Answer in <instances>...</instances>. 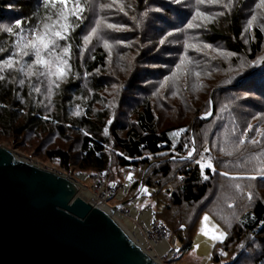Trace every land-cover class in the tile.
Instances as JSON below:
<instances>
[{
  "label": "rangeland",
  "instance_id": "rangeland-1",
  "mask_svg": "<svg viewBox=\"0 0 264 264\" xmlns=\"http://www.w3.org/2000/svg\"><path fill=\"white\" fill-rule=\"evenodd\" d=\"M85 1L87 2L88 0H78L80 7L76 9L77 0H67V3H61L60 0H56L54 6L50 4L48 13L44 14L34 24H26L27 26H20L16 30L13 27L14 24L12 25L16 40L12 47L11 57L6 59L12 61V67H5L4 62L1 63L0 75H9L8 77L18 80V85L21 87L20 93H22L23 89L27 90L34 104L43 111L46 120L51 117L54 118L55 114L58 113L59 104L63 103L65 106L63 113L66 117L72 120L81 119L86 113L90 98L94 96L91 87L93 77L106 75L82 73L77 70V64H82L94 52L98 43H104L105 49L109 53V58H114V54L111 52L115 50L114 43L110 41V37L99 31L101 28L98 29L97 26H93L96 21L95 18L91 19L90 17L88 19L89 25L86 26L85 33L81 36L82 45L75 50L71 45L69 35L72 29L76 27L80 19H84L87 13V10L85 12L83 10ZM259 2L260 0H252L250 3V7L253 8L252 12L249 9V14L246 16L244 24L243 41L245 44L252 38L255 26H259L264 32V9L257 7ZM89 3L93 7L91 0H89ZM196 4L197 7L194 5L189 13L190 16L192 14V18L188 17L186 20L188 24L185 26V31L187 29L189 31H197L199 29L198 21L206 17L204 16L205 13L212 12V15H216L212 9L215 7V3H209L208 0H205L204 3L198 2ZM216 7L219 9V2L216 3ZM74 10L76 14H73ZM61 11L67 17L66 21L58 16ZM215 12L223 14V12ZM47 17L52 19L47 20ZM253 17H255V20H253ZM53 22H56L55 28H59L64 23L70 25L66 32V39L57 40V46L52 49L51 56L44 53L46 59L55 61L53 70L57 64L64 69V75L60 79L51 74H40L47 73V70L43 66L32 63L35 60L32 51L25 49V51L29 52V55L24 56L21 49L17 46V42L22 44L32 38L33 29L38 27L42 29L43 23L53 24ZM107 25L106 23L105 27ZM119 30L126 31L127 28L121 27ZM93 31H95V35L92 34ZM194 33H191L190 37H194ZM86 36L90 37L88 42H85L84 38ZM119 45L122 49L127 47L133 53H139L137 51L139 45L136 41L119 43ZM65 48L67 52H64ZM217 48L212 47L202 50L198 46H193L191 49L193 50L191 57L201 58L202 62L204 60L205 63H208V66L213 67V72L197 74L198 77L196 79H191L189 77L191 70L185 69V75H182V77L175 75L176 71H174L173 75H170V71L167 75H159V78L157 75L155 80L153 78V81L149 80L146 89L150 93L156 92L153 99L156 98L157 100L160 114L165 113L162 106L168 107L167 101H171L173 105H178L177 95H184L186 89L188 93L190 92V95L187 94L189 99H192V101L196 99L198 102L201 101L200 104H202L208 94L210 95L213 86L220 84L224 77L227 78L235 74V79L246 72L255 70L260 66L264 58V47L261 54L254 61L248 60L244 55H233L220 50V47ZM129 57H131L129 53H125L123 56L117 55L115 65L112 66L113 69L118 70L120 68L121 71H128V73L126 75H107L113 76L115 81L100 93V100L92 104L94 113L106 111L109 114V120L104 130L105 136L108 138L105 151L109 157V164L106 170L95 172L92 170H81L78 167L80 163V145L78 141L79 134H81L80 130L66 126H61L62 128L58 129L59 121L55 118L52 120L50 129H29L20 136H6L0 131V146L9 149L19 159L28 161L43 169L63 173L77 179L81 185L79 195L86 202L97 207H101L103 204L111 208L122 205L120 212L126 211V216H128L126 207L137 199L136 196L139 194L141 185V190L145 188V194L141 197L142 201L136 204L138 215L133 222L141 229L140 231L143 234L145 228L142 227L140 216L148 207L153 210L154 219L160 222V227L150 234V238H159L156 241L157 244L165 239L170 245L169 252L175 251L171 257H169V252H167L162 258V264H264V228L257 233H247L245 231L237 233V230L235 234L233 233L235 227H240L241 217L252 209L256 201L264 203V135H261V133H264V121L259 126H255V122L262 114L249 109L255 119L249 126L251 131H248V135H250L246 144L238 149L236 143L230 137L232 136L231 131L220 133V137L212 141L210 140L212 126H206L200 130L199 137H201L203 146L201 148L210 145V153H207L208 150H206V154L199 155L197 150L193 149V146L189 148L188 156L186 157L197 159L196 161L200 163L202 170L208 167L212 172L214 171L210 189L207 196L198 204L174 206L170 200L169 193L180 185V179L176 175L163 180H155L152 170L148 168H123L119 164L118 157L121 154L115 147V142L110 133V125L116 122L118 127L120 126L119 136L121 138L124 137L126 130L134 119L131 113V104H134L133 99L141 97L138 93L139 89L135 90L134 85L136 84L134 80L144 76L137 74L135 70L136 66H141V63L144 62L137 63L134 61L130 64L129 61H132V59ZM158 57L163 58V56ZM168 57L170 56H164V58ZM122 60L126 62L121 63ZM193 62L199 64L195 61ZM29 64L32 65L31 71H29ZM235 64L236 66H233ZM141 67L147 66L142 65ZM125 68H128V70ZM148 68L157 69L160 67L149 65ZM129 73H132V75H128ZM182 79H186L184 89L180 85L179 88L176 84L178 81L180 84ZM224 83L227 84L228 82L224 81ZM67 85H71V90L73 89L72 87L78 85L79 88L88 92L89 98L83 96L81 92L76 93L75 90L71 91L72 94L71 92L68 93L69 98H63L62 95ZM239 97L245 96L240 95ZM231 98L233 97H223V101L227 102L226 105H233V103H230L233 102ZM187 107V103H183L180 107V110L185 112V123H195V119L192 120L193 111L192 109H187ZM210 115L209 111H205L202 117L208 118ZM252 140L258 142L252 143ZM54 149H63L70 155L71 161L68 170H65L58 160H50L46 157V151ZM162 160H164V157ZM129 174L133 175V183L127 193L123 197H119V191L123 184L129 180ZM76 175H82L83 178L78 179ZM147 179L151 181L153 188H147L144 185ZM82 188L97 194V199L85 197L81 194ZM104 194L106 198L101 199V195ZM204 217H208L207 221L204 220ZM161 223H163L164 228ZM173 240L175 246L172 244ZM177 240H180V243ZM146 251L148 253L154 251L155 256L159 258L152 245H149Z\"/></svg>",
  "mask_w": 264,
  "mask_h": 264
},
{
  "label": "trees",
  "instance_id": "trees-1",
  "mask_svg": "<svg viewBox=\"0 0 264 264\" xmlns=\"http://www.w3.org/2000/svg\"><path fill=\"white\" fill-rule=\"evenodd\" d=\"M251 1L219 0V9L216 3L212 8L216 15H212V12L205 13L206 17L198 21L197 31L188 29L185 31V26L188 24V21L186 23L188 17L192 18V14L191 16L189 14L192 7L194 5L197 7L196 3L199 0H91L93 7L89 0L85 1L83 10L84 12L87 10L86 16L77 22L69 35L74 50L82 45L81 36L89 25L90 17L96 20L93 26L101 28L99 31L111 38L110 41L114 43L115 50L111 51L114 58L110 59L104 43H98L94 52L82 64H77V70L82 73L106 75L93 77L91 87L94 96L90 98L83 117L77 120L66 117L63 113L64 103L59 104L58 113L54 117L59 121L58 129L66 126L80 130L78 167L81 170L95 172H102L108 167L109 157L105 151L108 138L104 130L109 114L106 111L94 113L92 104L99 101L100 93L115 81L113 76L107 75L128 73V71H121L120 68L114 70L112 66L115 65L117 55L123 56L129 53L131 56L129 58L132 59L129 61L130 64L134 61L137 63L143 61L144 63L141 64L147 67H141V65L135 68L137 74L144 75L134 80L135 90L139 89L138 93L141 97L133 99L131 113L134 119L124 137L119 136L120 126L118 127L116 122L110 125L115 147L121 154L118 157L119 164L123 168H148L152 170L155 180L176 175L180 179V185L173 191L168 189L172 204L182 206L200 203L208 194L214 171L212 172L208 167L202 170L197 159L186 157L188 150L194 146L199 155L206 154V150L210 153V145L201 148L203 146L199 137L200 130L206 126H212L210 132L212 141L220 137V133L229 130L237 149L246 144L250 135H248L249 126L255 119L251 111L262 114L255 122V126H259L264 121V58L255 70L246 72L235 79V74L224 77L220 84L213 86L210 95L208 94L202 104L196 99L193 101L189 99L187 94L190 95V92L188 93L186 89L185 96L177 95L178 105L167 101L168 107L162 106L165 110L162 114L157 107L156 98L153 99L156 92L150 93L146 87L149 80L153 81L157 75L159 78V75H167L170 71V75L176 71L175 75L182 77L185 75V69L191 70L189 75L191 79H196L197 74L213 72V67L208 66L204 60L202 62L201 58L191 57L193 46H198L202 50L220 47L219 49L224 52L237 56L244 55L250 61L256 60L264 47V32L259 26H255L252 38L247 44L243 41L246 16L249 14V9L252 12L253 8L250 7ZM181 6L185 8L182 9ZM49 7L50 4L45 6V0H0V64L11 57L16 40L14 31L9 32L7 29H12L13 24L15 30L26 24H34L48 13ZM215 11L223 12V14ZM106 23L108 25L105 27ZM121 27L127 30H119ZM193 32L196 37H190ZM135 41L139 45L138 54L127 47L122 49L119 45V43ZM164 56L170 57L164 58ZM124 61L122 60L121 63ZM149 65H157L160 68L150 69ZM128 68L125 69L128 70ZM8 76L0 75L2 77L0 78V131L6 136H20L29 129H50L54 118L51 117L47 121L43 111L34 104L27 90L23 89L20 93L21 87L18 85V80ZM224 81L228 83L225 84ZM185 83L186 79H182L180 84L179 81L176 84L184 89ZM72 88L76 93L81 92L83 96L89 98L88 92L79 88L78 85ZM72 90L71 85H67L62 97L69 98L68 93ZM240 95L245 97H239ZM224 96H232L233 102L230 103L233 105H226L227 102L223 101ZM183 103H187V109H192V120L195 119V123H185V112L180 110ZM205 111L210 112L209 118L202 117ZM242 139L244 143H240ZM46 157L50 160H58L65 170L69 169L71 158L65 150L46 151ZM163 157L164 160H162ZM144 185L147 188L154 187L149 179ZM239 223L240 227L233 229L234 234L236 230L237 233L261 232L264 228V203L256 201L252 209L241 217ZM177 242L180 243V240Z\"/></svg>",
  "mask_w": 264,
  "mask_h": 264
},
{
  "label": "water",
  "instance_id": "water-1",
  "mask_svg": "<svg viewBox=\"0 0 264 264\" xmlns=\"http://www.w3.org/2000/svg\"><path fill=\"white\" fill-rule=\"evenodd\" d=\"M80 186L0 146V264H160L113 218L122 205L93 206Z\"/></svg>",
  "mask_w": 264,
  "mask_h": 264
},
{
  "label": "snow or ice",
  "instance_id": "snow-or-ice-1",
  "mask_svg": "<svg viewBox=\"0 0 264 264\" xmlns=\"http://www.w3.org/2000/svg\"><path fill=\"white\" fill-rule=\"evenodd\" d=\"M61 3H67V0H60ZM200 3H204L205 0H199ZM209 3H218L219 0H208ZM56 0H45V6L47 7L49 4L55 5ZM76 9L80 7L79 2L77 0ZM258 8L264 9V0H260L259 4L257 5ZM73 14H76L75 10L73 11ZM58 16L63 18L65 21L67 20V17L63 15V12H59ZM79 18V17H78ZM47 20H51V17H47ZM253 20H255V17H253ZM56 22H53V24H47L43 23V27L41 28H35L32 30V38L30 40L24 41L22 44L20 42H17V46L21 49V52L24 56L29 55L28 51H25V49H30L32 53L35 56V60L32 62L38 66H43L47 73H40V74H51L56 76L57 79H60L64 75V69L57 64L55 69L53 70V64L55 63L54 60H48L45 58L44 53H47L49 56L52 54V49H54L57 46V40H64L66 39V32L70 28V25L67 23L61 24L59 28H55ZM109 27H112L109 25ZM7 31L11 32L12 29L9 28ZM95 35V31L92 33ZM85 42H88L90 37L86 36ZM64 52H67V49H64ZM66 63V62H64ZM5 67H12V61L6 60L4 61ZM29 71H31L32 65L29 64ZM23 70V69H21ZM2 78V77H0ZM38 90V89H37ZM248 131H251V127H249ZM261 135H264V133H261ZM252 143H257L258 141L252 140ZM240 143H244V140L242 139ZM211 167V165H209ZM254 178V177H253ZM131 179V177H129ZM208 217H204V220L207 221Z\"/></svg>",
  "mask_w": 264,
  "mask_h": 264
},
{
  "label": "bare ground",
  "instance_id": "bare-ground-1",
  "mask_svg": "<svg viewBox=\"0 0 264 264\" xmlns=\"http://www.w3.org/2000/svg\"><path fill=\"white\" fill-rule=\"evenodd\" d=\"M81 178H83V177L81 176ZM132 183H133V179L127 180L123 184L121 190L119 191L118 196L123 197L127 193V191L129 190V188L131 187ZM113 187H114V185H113ZM141 193H142V191H139V194L136 196L137 199L134 200L132 202V204H130L126 207L127 212H128V216H126V214H125L126 211L125 212H120V211L116 212L113 210V218L121 225V227L125 230V232L129 236V238L134 243H136L139 247H141L154 261L162 264V258L165 256V254H167V252H169L170 245L167 243V241L165 239L161 240V242H159L157 244L156 241L159 240V238H157V237H156V239L150 238V234L155 232V230H157V228L160 227V225H159L160 222L155 221V219L152 217L149 210L144 211L143 214L140 216V221H141L142 227L145 228V232L143 234L140 231L141 229H139L133 222L135 217L138 215V210L136 208V204L138 202L142 201L141 200L142 199ZM81 194H83L85 197H87L89 199H97V194H95L92 191L83 189V188H82ZM105 198H106L105 194L101 195V199H105ZM100 208L102 210H105L108 212L110 210V207H108L104 204L101 205ZM161 226L163 227L162 224H161ZM149 245H152L154 247V250H156V252L158 253L159 258L155 256L154 251L151 253H148L146 251V249ZM175 249L177 250L176 247H175ZM174 253H175V251L174 252L170 251L168 254L169 257L173 256Z\"/></svg>",
  "mask_w": 264,
  "mask_h": 264
}]
</instances>
